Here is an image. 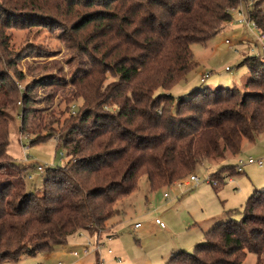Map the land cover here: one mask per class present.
Listing matches in <instances>:
<instances>
[{"label": "trees", "instance_id": "1", "mask_svg": "<svg viewBox=\"0 0 264 264\" xmlns=\"http://www.w3.org/2000/svg\"><path fill=\"white\" fill-rule=\"evenodd\" d=\"M262 3L102 0L80 14L73 27L78 38L69 42L91 60V70L73 81L85 108L64 124L55 145L67 151V159L45 169L40 189L26 188L22 170L28 166L21 168L8 153L5 108L14 103L16 89L0 79V172L10 177L0 178V264L51 252L81 231L99 234L142 175L149 191L181 182L198 164L238 155L243 140L253 142L263 133L260 56L246 55L238 64L250 72L243 93L234 86L196 88L187 97L169 92L197 65L190 45L216 35L232 20L233 9L250 5L248 18L264 33ZM46 5V0L0 2V47L9 25L5 7L37 13ZM22 101L29 103L26 93ZM27 112L25 107L20 114L22 132ZM34 136L30 144L50 139ZM222 170L227 176L238 172L224 164L211 175ZM225 215L203 232L193 250H177L163 264H242L247 252L255 254V264H264V188L254 189L241 208Z\"/></svg>", "mask_w": 264, "mask_h": 264}, {"label": "rangeland", "instance_id": "2", "mask_svg": "<svg viewBox=\"0 0 264 264\" xmlns=\"http://www.w3.org/2000/svg\"><path fill=\"white\" fill-rule=\"evenodd\" d=\"M101 1L46 0L47 5L41 12L31 13V9L24 6L13 9L7 6L3 11V18L8 20L9 25L6 23L7 27L3 28L0 79H6L16 89L14 103L5 108L10 127L7 150L18 166L29 167L27 171L22 170L28 190L42 187L44 171L37 170L38 164L47 169L61 166L67 159V151L62 147L56 148L55 143L59 141L62 128L69 118L85 108L82 98L74 94L73 81L91 70L90 57L69 41L78 38L73 35L78 16L88 12L91 6L96 8ZM0 2L3 3V0ZM88 3L91 5H83ZM260 6L264 9V3ZM254 31L252 24L247 27L237 22L233 14L232 20L208 41L192 43L190 48L197 65L187 74L188 82L181 81L169 92L175 97H187L196 88L234 86L243 93L250 72L246 66L238 64L246 55L260 56L264 60L260 41ZM226 66L230 67L229 71L225 70ZM203 73L210 74L200 81ZM105 78L108 82L111 75L106 73ZM24 93L29 98L27 105L22 101ZM25 107L28 110L26 131L22 132L23 119L20 114L24 113ZM32 131L50 139L30 144L35 137ZM25 145L29 146L27 161ZM249 157L264 161V132L253 142L243 140L238 155H228L224 160L209 159L198 164L191 173L199 178L198 183L188 185L182 181L149 191L147 178L142 175L136 190L117 202L119 213L103 231H99L102 239L110 238L106 240V247L97 253L92 252L91 247L87 254H82V247L89 235L80 232L71 236L67 244L56 246L51 252L24 255L16 262L2 264H98L99 257L103 258V264H163L166 258L160 255L166 253L176 239L199 237L195 244L202 241L203 235L198 228L206 231L211 224L210 217L223 215L224 219L227 218L225 211L241 208L254 189L264 188V165L245 164L243 171L234 175L227 176L223 170L211 175L224 164L235 165L238 159L245 162ZM10 170L17 173L13 167ZM7 176L4 171L0 172V178ZM188 176L183 180L186 181ZM207 176L216 178L218 183L213 185L206 182ZM164 193L168 196L164 197ZM155 218L164 223L167 227L165 231L154 223ZM194 222H199V225H193ZM136 223L141 227L135 228ZM180 231H183L181 236L173 235ZM90 237L94 243L95 238ZM193 245L187 246L186 251L193 250ZM107 249L112 254H108ZM74 250L79 255H74ZM86 256V260L79 262ZM255 257L253 252H247L242 264H255Z\"/></svg>", "mask_w": 264, "mask_h": 264}, {"label": "built area", "instance_id": "3", "mask_svg": "<svg viewBox=\"0 0 264 264\" xmlns=\"http://www.w3.org/2000/svg\"><path fill=\"white\" fill-rule=\"evenodd\" d=\"M249 7H250V5L240 6L239 8H235V9H233V14L236 15V21L237 22L243 23L247 27H249V25H251V24L253 25V29L255 30L254 34L258 38V40L260 41L261 50H262V52L264 54V33L261 32L260 29L258 28V26L252 20H250L248 18ZM263 12H264V10H263ZM226 42H229V41L226 40ZM225 70L229 71L230 67L226 66ZM209 74L210 73H203L200 76V81H204L209 76ZM23 147H24L25 161H27L28 156H29L28 155L29 146L25 145ZM61 156H62V154H61ZM245 164H256L259 167H261V166L264 165V161L262 159H253L251 157H249L245 162L243 160H241V159H238L236 164L234 165L235 168H236V171H238V172L243 171V166ZM36 168H37L38 171H45V169H46L45 166L40 165V164H38L36 166ZM205 181L208 182V183H211L213 185H216L218 183V180L216 178H211L210 176H207L205 178ZM183 182L188 184V185L192 184V183H198L199 182V178L195 174H190L188 176L187 180L186 181L183 180ZM177 183H179V182H177ZM180 183H182V181ZM163 196L167 197L168 195H167V193H164ZM154 222L156 224H158L161 228L165 227L164 223L159 218H155ZM139 226H140L139 223L135 224V227H139ZM81 232H84V231H81ZM93 237L95 238V242L94 243L91 241L90 235H89V238L86 239V243L84 244L82 253L87 254L90 251L91 247H92V252H96L97 253L99 249L106 247V240H108L110 238L108 236V237H106V238L104 237L102 239L101 237H99V234H94ZM107 252L111 253V250L107 249ZM73 254L74 255H78L79 253L74 250ZM58 264H60V263H58ZM98 264H103V258L99 257Z\"/></svg>", "mask_w": 264, "mask_h": 264}, {"label": "crops", "instance_id": "4", "mask_svg": "<svg viewBox=\"0 0 264 264\" xmlns=\"http://www.w3.org/2000/svg\"><path fill=\"white\" fill-rule=\"evenodd\" d=\"M184 80H186V78L184 79ZM183 81V80H182ZM181 82V81H180ZM179 82V83H180ZM186 82H188V79L186 80ZM178 83V84H179ZM177 85V84H176ZM187 90V89H186ZM218 216V215H217ZM217 216H212V217H210L209 218V220H211V224H209L208 225V227H206V228H210L214 223H215V221H217V220H220V219H222L223 218V215H220L219 217H217ZM215 218H216V220H215ZM212 220H215V221H212ZM155 223V222H154ZM156 224V223H155ZM160 229H163L164 231L167 229V227L165 226V227H163V228H161L158 224H156ZM193 225H199V222L198 223H193ZM135 227V226H134ZM141 227V225L139 226V227H135V228H140ZM189 228V227H188ZM199 230H201V233H202V235H203V232H204V230L203 229H201V228H198ZM85 232V231H84ZM87 235H90V236H94V234H88L87 232H85ZM183 234V231H180V232H174L173 233V235H175V236H181ZM199 237H197L196 239H193V238H187V239H183V240H180V239H176L175 240V242L174 243H172L171 244V246L169 247V250L166 252V253H163V254H161L160 255V257L161 258H166V260L171 256V254L173 253V252H175V251H177V250H180V249H184V250H187V246H192L193 244L195 245V242H197V240H199L198 239ZM196 240V241H195ZM193 245V246H194ZM83 247H84V245H83ZM83 247H82V250H83ZM76 251V250H75ZM83 254V253H82ZM108 254H112V252L111 253H108ZM79 255V254H78ZM85 255V254H84ZM88 256H86L85 258H82V259H80V261L79 262H82V261H84V260H86V258H87ZM116 260H118V262H120V259H117V258H115ZM5 263V262H4Z\"/></svg>", "mask_w": 264, "mask_h": 264}]
</instances>
